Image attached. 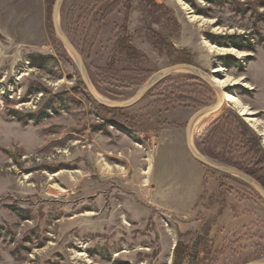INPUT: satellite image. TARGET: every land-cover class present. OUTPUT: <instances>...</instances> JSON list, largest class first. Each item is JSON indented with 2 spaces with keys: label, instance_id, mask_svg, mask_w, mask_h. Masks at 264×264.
<instances>
[{
  "label": "rangeland",
  "instance_id": "1",
  "mask_svg": "<svg viewBox=\"0 0 264 264\" xmlns=\"http://www.w3.org/2000/svg\"><path fill=\"white\" fill-rule=\"evenodd\" d=\"M55 3L0 0V264H174L179 241L198 233L215 236L207 264L264 262L261 192L190 151L264 188V0H62L57 23L82 69L55 29ZM181 63L195 70L158 75ZM84 74L117 104L153 86L113 108ZM211 78L229 79L226 93L253 115L225 97L190 126L220 100ZM170 147L205 171L192 204L154 167Z\"/></svg>",
  "mask_w": 264,
  "mask_h": 264
},
{
  "label": "water",
  "instance_id": "2",
  "mask_svg": "<svg viewBox=\"0 0 264 264\" xmlns=\"http://www.w3.org/2000/svg\"><path fill=\"white\" fill-rule=\"evenodd\" d=\"M62 2V0H56V3H55V7H54V11H53V23H54V26H55V29L59 35V37L61 38V40H63V42L69 47V49L77 56V58L79 59V62H80V67L82 69L83 67V59L82 57L80 56V54L78 53V51L75 49V47L71 44V42L69 41V39L62 33V31L60 30L59 26H58V23H57V14H58V7L60 5V3ZM178 68H193L195 69L194 66L192 65H189V64H185V63H181V64H177L175 66H172V67H168V68H165L162 70L161 72V78L163 76H166L167 74L171 73L172 71H174L175 69H178ZM203 78L206 80V81H209L208 78L206 76H203ZM84 80L92 94V96L102 105H105V106H108V107H113V108H122V107H126V106H131L133 103H136L138 100H140L142 98V96L148 91V89L153 86L152 83H149L147 85H145L142 90L131 100L129 101L127 104H117V103H112V102H106V101H103L96 93L95 91L93 90L92 86L90 85V83L88 82L87 80V76H85L84 74ZM214 85V84H213ZM215 87V86H214ZM225 101V98H223L220 102H216L214 105L212 106H209V107H206L204 109H201L199 111L196 112V114L194 115V117L191 119L190 121V126L191 124L193 123V120H195V118H197L198 116L206 113V112H209V111H212V110H217L219 109L222 104L224 103ZM190 151L193 153V155L199 160L201 161L202 163L208 165V166H211L215 169H220V170H223L225 172H231V173H234V174H237V175H240L242 176L243 178H248L250 180H252L253 182H251V184H253V186L255 188H257L262 196L264 197V188L252 177L250 176L249 174L245 173L244 171L242 170H239L238 168L236 167H233V166H230V165H226V164H222V163H217V162H213L212 160L206 158V157H203L202 155H197L195 152H194V149L192 147H190ZM247 264H264V262H250V263H247Z\"/></svg>",
  "mask_w": 264,
  "mask_h": 264
},
{
  "label": "trees",
  "instance_id": "3",
  "mask_svg": "<svg viewBox=\"0 0 264 264\" xmlns=\"http://www.w3.org/2000/svg\"><path fill=\"white\" fill-rule=\"evenodd\" d=\"M213 37V36H212ZM223 36H214L212 38V41L217 42L218 44L223 43ZM166 41L160 37L158 34L154 36V43L157 47H167V44L165 43ZM233 44L237 48H243L245 46H242L240 42H233ZM246 48L253 50L254 45L249 43ZM51 60L50 57H31V61L34 65L36 66H41L44 65L45 60L48 61ZM178 60L180 62H190L188 59H186L184 56H179ZM105 106V105H102ZM117 110V109H115ZM33 119L36 121L40 120L43 116L42 115H37V114H31ZM251 176V175H250ZM216 235V234H215ZM213 235L209 233H198L193 235H187V239L184 236L179 243L175 247V260L174 264H207L208 260L211 261L210 257H212L215 254V247L213 245L214 239H212ZM211 239V240H209ZM183 241V242H181ZM208 241L211 242L212 245H208ZM200 252L204 253L205 256H208V259L204 258L203 260H200Z\"/></svg>",
  "mask_w": 264,
  "mask_h": 264
},
{
  "label": "crops",
  "instance_id": "4",
  "mask_svg": "<svg viewBox=\"0 0 264 264\" xmlns=\"http://www.w3.org/2000/svg\"><path fill=\"white\" fill-rule=\"evenodd\" d=\"M187 160V163L185 161ZM160 162L162 166H166V173L168 178H172L173 175L184 183V185H179L177 188V192L174 196L181 197V204H186L195 201V195L200 191L201 186L204 185L205 181V171L202 166L197 162H194L193 158L190 157L185 148H175L170 147L165 150H159L155 157L154 167L157 163ZM173 162L174 165H170ZM171 170V172H169ZM193 171V172H191ZM190 172V173H189ZM192 173V174H191ZM171 175V177L169 176ZM189 175V176H188ZM195 184V186L190 187V190H184V186L186 184ZM196 185H198V191L196 192ZM190 186V185H189ZM180 191V192H178ZM166 195H170V192H165Z\"/></svg>",
  "mask_w": 264,
  "mask_h": 264
},
{
  "label": "bare ground",
  "instance_id": "5",
  "mask_svg": "<svg viewBox=\"0 0 264 264\" xmlns=\"http://www.w3.org/2000/svg\"><path fill=\"white\" fill-rule=\"evenodd\" d=\"M217 50H219L220 52H224V53H227V52H230V53H236V50H234L233 48H215ZM237 54H240V53H237ZM179 70V69H178ZM195 70V69H194ZM199 71V70H198ZM200 72V71H199ZM188 73V72H187ZM201 73V72H200ZM159 76H161V72L158 74ZM157 78V77H156ZM211 81L212 83L214 84L215 88L217 89V91L219 90L220 92V97H219V102L223 99V98H227L229 101L233 102L235 105H237L238 107H240L241 109V113L242 114H245V115H253V111L251 110V108H249L247 105H244L242 104L241 100L239 98H237L235 95L233 94H227L226 91H225V86H227L228 82H229V79H218V78H211ZM102 98V97H101ZM203 118V117H202ZM250 121H254V122H257L254 118H248ZM194 152L197 154V155H200L201 154L196 150L194 149ZM243 178V177H242ZM244 180L246 181H249V182H253L252 180L248 179V178H243Z\"/></svg>",
  "mask_w": 264,
  "mask_h": 264
}]
</instances>
